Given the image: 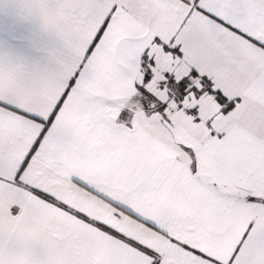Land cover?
I'll return each instance as SVG.
<instances>
[{
  "label": "snow or ice",
  "instance_id": "obj_1",
  "mask_svg": "<svg viewBox=\"0 0 264 264\" xmlns=\"http://www.w3.org/2000/svg\"><path fill=\"white\" fill-rule=\"evenodd\" d=\"M47 64L0 62V264H264V0H32Z\"/></svg>",
  "mask_w": 264,
  "mask_h": 264
},
{
  "label": "crops",
  "instance_id": "obj_2",
  "mask_svg": "<svg viewBox=\"0 0 264 264\" xmlns=\"http://www.w3.org/2000/svg\"><path fill=\"white\" fill-rule=\"evenodd\" d=\"M32 0H0V62L40 69L49 59L57 38L44 31L28 11Z\"/></svg>",
  "mask_w": 264,
  "mask_h": 264
}]
</instances>
